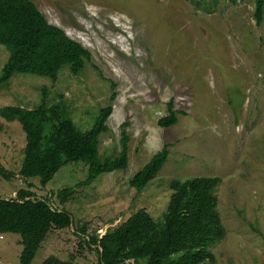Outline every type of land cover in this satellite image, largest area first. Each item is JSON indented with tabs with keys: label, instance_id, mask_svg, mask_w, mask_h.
Listing matches in <instances>:
<instances>
[{
	"label": "rangeland",
	"instance_id": "rangeland-1",
	"mask_svg": "<svg viewBox=\"0 0 264 264\" xmlns=\"http://www.w3.org/2000/svg\"><path fill=\"white\" fill-rule=\"evenodd\" d=\"M33 1L89 49L92 60L81 75L67 66L55 80L17 73L0 88V108L33 109L47 88L48 104L62 102L82 131L113 105L102 157L120 153L125 129L130 139L127 169L76 186L87 179L89 165L69 162L43 186L20 174L27 144L22 124L0 116V161L13 172L11 179L0 175L1 197H16L31 184L40 198L75 187L65 205L51 200L71 212L73 224L54 229L32 264L51 255L99 264L79 228L103 236L143 208L161 218L171 182L200 175L222 178L218 212L226 235L212 247L214 264H264V21L257 23L255 0H222L212 12L194 0ZM8 59L0 44V77ZM171 101L179 120L164 128L159 120L168 116ZM166 144L170 154L162 170L142 191L133 188L130 179ZM23 249L19 234L0 233V264H21Z\"/></svg>",
	"mask_w": 264,
	"mask_h": 264
},
{
	"label": "trees",
	"instance_id": "trees-1",
	"mask_svg": "<svg viewBox=\"0 0 264 264\" xmlns=\"http://www.w3.org/2000/svg\"><path fill=\"white\" fill-rule=\"evenodd\" d=\"M194 1L198 8L212 12L222 0ZM223 1L237 5L245 0ZM255 17L261 25L264 0H255ZM0 44L9 52L0 77V88L17 73L55 80L68 66L72 74L81 75L92 60L91 51L62 27L51 23L33 0H0ZM47 91L44 88L42 102L33 109L17 105L0 108V116L8 121H19L26 134L21 176L39 178L42 185L47 186L67 163L85 162L89 165L88 177L76 185L83 186L92 184L102 174L128 168L130 136L126 129L120 153L113 157L100 155L101 136L109 131L112 104L101 108L95 123L82 131L72 118L66 116L67 108L62 102L48 104ZM116 94H112V101ZM168 110V116L159 120V125L164 128L179 120L173 101ZM169 154V144H166L134 174L130 185L138 191L145 189L162 170ZM0 175L5 179L13 176L1 161ZM221 183V177L208 175L174 180L169 204L161 218H155L143 208L103 236L87 234L86 226L79 229L82 236L88 237L85 238L87 245L95 246L99 264H214L216 256L212 247L226 235L218 212L217 189ZM33 186L19 189L16 197L0 196V233L21 236L24 246L21 264H32L37 251L54 229H65L73 224L71 212L53 207L51 200L56 197L61 205H65L74 196L75 187L40 198L32 190ZM42 264L74 263L51 255Z\"/></svg>",
	"mask_w": 264,
	"mask_h": 264
}]
</instances>
